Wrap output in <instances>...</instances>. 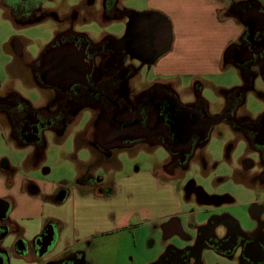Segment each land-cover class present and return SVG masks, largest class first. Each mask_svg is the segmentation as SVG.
Returning a JSON list of instances; mask_svg holds the SVG:
<instances>
[{
	"label": "flooded vegetation",
	"instance_id": "flooded-vegetation-1",
	"mask_svg": "<svg viewBox=\"0 0 264 264\" xmlns=\"http://www.w3.org/2000/svg\"><path fill=\"white\" fill-rule=\"evenodd\" d=\"M43 1L0 0V6L11 20L28 19L31 22L29 15L38 11ZM226 1L228 16L238 20L242 33L228 45L224 61L241 70L248 82L255 72L264 77V2ZM117 4L118 0H103L105 18L107 14L113 18L130 15L127 10L119 11ZM130 37L127 40L107 37L95 42L87 35L71 30L58 33L41 55L32 59L30 66L37 85L50 90L54 101L58 100L60 105L53 111L36 110L18 95L0 94V128L7 127L11 137L21 146L41 145L46 130H64L70 118L90 110L93 113L91 125L95 129L91 133V144L103 155L113 158L118 151L142 142L164 145L170 158L163 171L175 179L177 167L186 166L185 156L192 153L197 140L204 141L214 125L229 122L244 136L251 150L260 154L264 167V113L255 121H242L237 117L238 107L249 89L248 82L229 92L227 107L217 116L199 110L200 107L207 108V101L200 94L197 103H182L177 90L170 84L145 86L138 94L134 84L138 71L132 64L136 59L130 51ZM15 43H18V55H22L19 41ZM248 164L245 165L248 170L255 166L248 167ZM20 171L19 167L0 168L6 191L21 181L23 174ZM27 176V184H36L34 178ZM95 183L97 181L93 179L82 185L94 186ZM96 190L101 192L100 186ZM14 207V199L0 196V264H12V256L20 260L43 261L42 264H85L84 256L79 252L44 260L52 250L44 255L39 252L40 238L47 229L34 242L26 241L20 227L10 221ZM220 223L227 224L230 230L219 236V225L216 224ZM176 224L173 223L170 229ZM47 228L55 231L54 227ZM9 234H15L16 238L6 248L3 244ZM257 235L250 243L228 215L212 214L206 226H196L194 245L182 250L170 247L155 264H204L208 263L205 259L209 254L221 261L236 256L237 264H263L264 247ZM56 240L57 234L54 244ZM246 257L248 262L244 261Z\"/></svg>",
	"mask_w": 264,
	"mask_h": 264
},
{
	"label": "rangeland",
	"instance_id": "rangeland-1",
	"mask_svg": "<svg viewBox=\"0 0 264 264\" xmlns=\"http://www.w3.org/2000/svg\"><path fill=\"white\" fill-rule=\"evenodd\" d=\"M117 6L119 11L157 12L149 8L147 0H118ZM225 14L228 15L227 11ZM29 18L31 22L28 19L13 21L0 6V94L18 95L33 109L42 111H53L60 103L54 101L50 90H43L37 85L31 74L32 59L40 56L60 32L71 30L85 34L95 42L107 37L121 40L127 33L130 21L124 15L106 19L103 0H44L38 11H32ZM223 18L221 15L220 19ZM180 24H172L176 26L178 38L182 32ZM183 30L186 31L185 28ZM194 30L198 33L208 29L201 26L194 27ZM15 41H19L22 55H18V43ZM132 64L139 74L134 82L138 94L145 89V81H160L151 66H143L137 60ZM222 67L220 74L196 75V79L191 81L182 77L162 79L176 83L180 101L184 104L197 103L200 94L207 101V108L200 107L199 110L210 116H217L226 109L231 90L249 83V89L238 107L237 117L242 121L260 118L264 113L263 75L255 72L248 82L238 68L228 67L225 61ZM92 115L90 110L83 111L77 118H70L64 130H46L41 145L21 146L11 137L7 127L0 128V168L9 170L19 167L25 177L29 178L28 174L40 183V186L26 184L27 193L39 200L27 201L28 213L43 210L44 204L64 205L75 192L81 194L85 189L82 182L85 181L95 179L101 185L100 191L106 192L120 177L140 170L167 175L161 171L170 158L164 145L142 142L118 151L114 158L103 155L91 144V133L95 130L91 125ZM185 162L186 166L177 167V177L172 181L178 185L177 193L184 212L232 211V207L238 203L264 196V167L260 154L251 150L244 136L229 122L214 125L204 141L197 140L195 149L185 156ZM246 163H249L248 167L251 164L255 166L248 170ZM4 179L0 174L1 197L9 194V190L4 189ZM47 188L53 191L44 195L45 190H49ZM13 194L16 195L15 202H18L21 195ZM131 222L132 225L136 224L135 219ZM179 237L181 240L188 238L183 233ZM176 244L179 243L176 241ZM205 261L208 263L204 264H232L216 259L213 254L207 255Z\"/></svg>",
	"mask_w": 264,
	"mask_h": 264
},
{
	"label": "crops",
	"instance_id": "crops-1",
	"mask_svg": "<svg viewBox=\"0 0 264 264\" xmlns=\"http://www.w3.org/2000/svg\"><path fill=\"white\" fill-rule=\"evenodd\" d=\"M147 5L166 15L172 24L181 23L182 32L178 38L176 26L172 25L175 35L171 50L151 66L160 81H145V86L170 83L162 78L182 77L191 81L196 79V75L220 74L228 45L242 33L238 20L225 14L229 5L226 0H147ZM221 15L223 19H220ZM201 26L208 30L197 33L194 27ZM170 84L177 90L176 83ZM154 172L140 170L120 177L109 188L112 189L111 194L98 192L96 189L101 186L98 182L94 186H84L81 194L75 192L64 205L44 204L43 210L37 213H28L26 208L27 201L39 200L27 193L28 178L23 175L7 194L12 199L16 197L13 193L21 195V199L15 202L10 221L20 227L22 237L30 243L42 234L48 224L47 227L58 228L55 249L44 260L79 252L83 254L85 264H155L170 247L182 250L194 245L196 226H206L212 214L228 215L250 243L259 234L264 247V196L238 203L232 211L219 209L187 213L177 193V183L167 175ZM262 183L264 185V179ZM36 184L40 186L39 182ZM45 191L44 195H49L51 190ZM134 219L136 226L131 222ZM173 223L177 226L170 229ZM216 225H219V236L230 230L227 224ZM181 233L188 238L181 240ZM15 238V234H9L3 246L9 248ZM11 260L12 264L43 262L30 258L20 260L13 256ZM224 260L236 264L237 257ZM244 261L248 262L249 258Z\"/></svg>",
	"mask_w": 264,
	"mask_h": 264
},
{
	"label": "water",
	"instance_id": "water-1",
	"mask_svg": "<svg viewBox=\"0 0 264 264\" xmlns=\"http://www.w3.org/2000/svg\"><path fill=\"white\" fill-rule=\"evenodd\" d=\"M131 24L130 51L132 57L146 66L154 65L172 48L174 39L170 20L157 12L129 15ZM219 118L216 122H220ZM55 231L47 228L40 238V255L46 254L53 247Z\"/></svg>",
	"mask_w": 264,
	"mask_h": 264
},
{
	"label": "trees",
	"instance_id": "trees-1",
	"mask_svg": "<svg viewBox=\"0 0 264 264\" xmlns=\"http://www.w3.org/2000/svg\"><path fill=\"white\" fill-rule=\"evenodd\" d=\"M127 13H129L130 15H134V14H138V12H127ZM113 17L112 16H110V15H106V19H108V20H111ZM130 35H131V24L130 25H128V29H127V33H126V35H125V37L123 38V40H127L129 37H130ZM112 193V189H110V190H108V191H106L105 193Z\"/></svg>",
	"mask_w": 264,
	"mask_h": 264
}]
</instances>
